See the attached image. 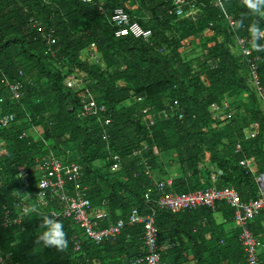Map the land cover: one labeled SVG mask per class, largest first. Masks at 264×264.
I'll list each match as a JSON object with an SVG mask.
<instances>
[{
    "label": "trees",
    "instance_id": "1",
    "mask_svg": "<svg viewBox=\"0 0 264 264\" xmlns=\"http://www.w3.org/2000/svg\"><path fill=\"white\" fill-rule=\"evenodd\" d=\"M215 2L187 0L177 16L171 14L175 0H0V120L15 115L6 127L0 123V257L11 256L13 264H131L145 253L144 225L127 226L117 239L96 245L73 220L60 219L67 247L37 243L43 216L58 206L49 191L48 205L37 197L38 161L49 154L81 166L82 177L67 188L87 194L92 212L107 214L96 220L100 228L156 207L147 199L163 195L160 184L166 194L216 186L234 188L243 202L260 198L255 175L241 162L252 161L257 174L264 173V105L233 50L237 36L245 39L260 58L264 83V31L255 41L250 32L253 25L264 30V15L244 0H224L233 28ZM117 8L152 38H117L111 24ZM50 35L57 40L55 55L48 52ZM92 54L99 55L97 63ZM73 77L78 83L69 87ZM5 80L21 85V100ZM91 101L107 107L101 118L110 126L83 116ZM226 103L230 109L223 112ZM147 115L157 117L153 126ZM24 188L33 197L28 215L19 205ZM8 211L22 222L5 227ZM215 214L233 223V210L224 204L216 213L157 208L162 263L188 264L192 256L194 264H247L239 230L229 234ZM249 227L264 244V213Z\"/></svg>",
    "mask_w": 264,
    "mask_h": 264
},
{
    "label": "built area",
    "instance_id": "2",
    "mask_svg": "<svg viewBox=\"0 0 264 264\" xmlns=\"http://www.w3.org/2000/svg\"><path fill=\"white\" fill-rule=\"evenodd\" d=\"M85 2H91L92 0H83ZM168 2V0H164ZM176 7L172 10L171 14L182 16L185 11L184 7L187 6V0H175ZM215 6L223 9L225 17L230 23V26L236 28V23L231 16H229L224 8V0H216ZM100 10L105 12L103 6H99ZM194 6L190 7V13L194 14ZM111 24L116 29L115 35L117 38L122 37H134L136 39L150 40L152 38V32L143 29L139 23L134 22L129 14L123 8H117L113 11L111 17ZM260 38L264 39V34H260ZM49 46V53L55 55L57 52L53 47L57 44V40L50 35L47 39ZM237 49L243 60L246 62L248 70L251 74L250 83L259 90V95L264 105V83L260 77L259 57H255L253 51L246 46L245 39L237 38ZM97 54H92L93 58H96ZM78 81L73 77L69 82V87H75ZM5 86L10 89V92L14 99L21 100L23 94L21 92V85L11 84L8 80H5ZM139 101H141L139 99ZM230 109V104L224 105L223 112ZM213 112L219 113V107L214 105L212 107ZM83 116H98L101 118V114H107V107L99 104L97 101H91L86 104L83 110ZM165 115V114H164ZM161 116H159L160 118ZM157 117L147 115L145 121L149 123V126H153ZM15 120V115L10 114L3 116L0 123L3 127L11 124ZM104 121L105 126L111 125V120L107 117L101 118ZM260 126L256 124L251 127L255 133L259 131ZM253 137L255 136L252 135ZM107 139V136L104 137ZM241 149L240 146L237 147ZM39 176L37 177V188L41 190L38 193V198L44 205H48L49 201L46 200L47 191L51 194L52 198L57 200V210H53L51 215L54 219H69L73 220L75 224L84 232L87 239L94 242L96 245H100L105 241L115 240L127 226L144 225V248L145 253L139 258H135L131 261V264H163L161 261L160 247L158 244L159 230L156 226V209L167 210L171 213H178L181 211H195L199 209H211L216 213L220 205L224 204L233 210V223L235 228L240 232V243L246 256L247 264H264V244L257 238L250 230V221L258 218L264 213V173L257 174V168L252 161L245 160L241 162V165L250 170L255 175V181L258 185L260 198L257 200H250V202H243L240 194L234 188L220 189L216 186L207 188L205 190L189 193V194H166L164 185L160 184L158 191L163 195L156 201L148 200L151 204L154 202L155 206H150L147 209L146 214H143L139 210L135 209L131 212L127 221L120 220L117 223L111 225L108 228H100L96 220L105 219L107 214L103 211L92 212L91 202L81 192H77L73 195L68 187V184L77 182L82 177V168L79 164L68 163L61 160L55 154H49L39 159ZM119 170V165H115L112 169L113 172ZM23 180L26 181L29 186L30 176L26 171L21 173ZM213 184H216L217 177L212 176ZM172 181H169V185ZM19 205H23V214H30V207L28 201L31 195H28L26 188L20 192ZM29 198V199H28ZM28 199V200H27ZM59 208V209H58ZM92 213L94 216H92ZM21 219H13L12 214L8 211L4 217L3 225L5 227L12 224H20ZM77 249L79 246L77 245ZM0 264H13L11 256H1Z\"/></svg>",
    "mask_w": 264,
    "mask_h": 264
},
{
    "label": "clouds",
    "instance_id": "3",
    "mask_svg": "<svg viewBox=\"0 0 264 264\" xmlns=\"http://www.w3.org/2000/svg\"><path fill=\"white\" fill-rule=\"evenodd\" d=\"M244 2L253 13L264 15V0H244ZM261 31L264 30L259 29L256 25H253L251 27L250 32L254 41L261 33ZM237 38L240 37L237 36L236 41ZM254 46L259 48V46L255 44ZM235 48H237L236 45ZM239 56H241L240 53ZM37 243L42 244L45 247L55 246L59 249L66 248L68 241L66 239L64 224L57 219H53L52 216L44 215L43 223L39 226Z\"/></svg>",
    "mask_w": 264,
    "mask_h": 264
},
{
    "label": "crops",
    "instance_id": "4",
    "mask_svg": "<svg viewBox=\"0 0 264 264\" xmlns=\"http://www.w3.org/2000/svg\"><path fill=\"white\" fill-rule=\"evenodd\" d=\"M215 217L217 218V222L219 223V224H226V221L223 219V214H215ZM226 228H227V230H228V233L229 234H231L234 230H236V226L234 225V223H230V224H226ZM206 238L207 239H210L211 238V236H210V234H207V236H206ZM193 257L192 256H189V263L188 264H194L193 263Z\"/></svg>",
    "mask_w": 264,
    "mask_h": 264
},
{
    "label": "rangeland",
    "instance_id": "5",
    "mask_svg": "<svg viewBox=\"0 0 264 264\" xmlns=\"http://www.w3.org/2000/svg\"><path fill=\"white\" fill-rule=\"evenodd\" d=\"M233 52L236 54V55H239V51H238V49L237 48H235L234 50H233ZM91 60H94L96 63L99 61V55H96V58H93L92 56H91Z\"/></svg>",
    "mask_w": 264,
    "mask_h": 264
}]
</instances>
